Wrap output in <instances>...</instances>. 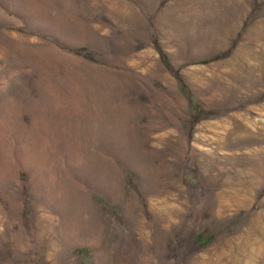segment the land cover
I'll return each mask as SVG.
<instances>
[{"label":"rangeland","instance_id":"obj_1","mask_svg":"<svg viewBox=\"0 0 264 264\" xmlns=\"http://www.w3.org/2000/svg\"><path fill=\"white\" fill-rule=\"evenodd\" d=\"M0 264H264V0H0Z\"/></svg>","mask_w":264,"mask_h":264}]
</instances>
